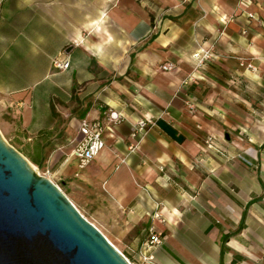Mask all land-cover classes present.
<instances>
[{"label": "crops", "instance_id": "crops-1", "mask_svg": "<svg viewBox=\"0 0 264 264\" xmlns=\"http://www.w3.org/2000/svg\"><path fill=\"white\" fill-rule=\"evenodd\" d=\"M83 119L85 167L161 234L142 264H264V0H0V121L74 147Z\"/></svg>", "mask_w": 264, "mask_h": 264}, {"label": "water", "instance_id": "water-1", "mask_svg": "<svg viewBox=\"0 0 264 264\" xmlns=\"http://www.w3.org/2000/svg\"><path fill=\"white\" fill-rule=\"evenodd\" d=\"M0 264H132L1 131Z\"/></svg>", "mask_w": 264, "mask_h": 264}, {"label": "rangeland", "instance_id": "rangeland-1", "mask_svg": "<svg viewBox=\"0 0 264 264\" xmlns=\"http://www.w3.org/2000/svg\"><path fill=\"white\" fill-rule=\"evenodd\" d=\"M62 122L60 120V125ZM0 131L40 174L53 180L79 211L133 264H142L144 259L137 253L144 249L152 232L147 219L142 221L136 217L137 211L132 203L121 204L116 190L109 184V178L103 176L98 167L80 168L76 161L75 170L69 161L63 163L64 158L73 157V140H68L65 132L28 134L20 126L7 128L1 121ZM33 159H40L41 164H36Z\"/></svg>", "mask_w": 264, "mask_h": 264}, {"label": "built area", "instance_id": "built-area-1", "mask_svg": "<svg viewBox=\"0 0 264 264\" xmlns=\"http://www.w3.org/2000/svg\"><path fill=\"white\" fill-rule=\"evenodd\" d=\"M212 55L213 52L211 50H202L201 52L195 53L194 58L197 60L198 65H202ZM240 64L248 68L254 67L250 61L247 62L245 59H240ZM53 65L61 70H65L70 67V61L66 57L65 51H62L54 57ZM110 117L117 118V114L115 112H111ZM153 125H155L154 121L147 118L140 119L137 122L130 134L131 137L136 140L135 144H130L129 146L131 152L138 147L142 138L148 134L150 127ZM79 131L82 136L73 147L72 155L78 161L79 167L84 168L105 146V142L102 136V125L99 121L92 122L87 119H83L81 120ZM159 243H161V234L151 232L149 246ZM142 257L144 260H151L153 255L144 254Z\"/></svg>", "mask_w": 264, "mask_h": 264}, {"label": "trees", "instance_id": "trees-1", "mask_svg": "<svg viewBox=\"0 0 264 264\" xmlns=\"http://www.w3.org/2000/svg\"><path fill=\"white\" fill-rule=\"evenodd\" d=\"M33 161H34L36 164H38V165H40V164H41V161H40V159H33Z\"/></svg>", "mask_w": 264, "mask_h": 264}, {"label": "bare ground", "instance_id": "bare-ground-1", "mask_svg": "<svg viewBox=\"0 0 264 264\" xmlns=\"http://www.w3.org/2000/svg\"><path fill=\"white\" fill-rule=\"evenodd\" d=\"M133 264V263H132Z\"/></svg>", "mask_w": 264, "mask_h": 264}]
</instances>
